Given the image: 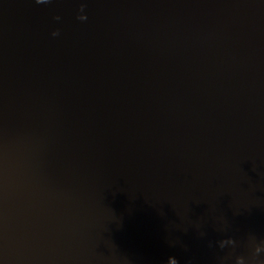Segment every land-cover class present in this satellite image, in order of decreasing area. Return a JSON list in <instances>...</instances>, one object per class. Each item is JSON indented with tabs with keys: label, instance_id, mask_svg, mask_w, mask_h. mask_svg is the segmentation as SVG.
Returning a JSON list of instances; mask_svg holds the SVG:
<instances>
[{
	"label": "water",
	"instance_id": "95a60500",
	"mask_svg": "<svg viewBox=\"0 0 264 264\" xmlns=\"http://www.w3.org/2000/svg\"><path fill=\"white\" fill-rule=\"evenodd\" d=\"M257 246L264 0H0V264Z\"/></svg>",
	"mask_w": 264,
	"mask_h": 264
},
{
	"label": "clouds",
	"instance_id": "9594fccd",
	"mask_svg": "<svg viewBox=\"0 0 264 264\" xmlns=\"http://www.w3.org/2000/svg\"><path fill=\"white\" fill-rule=\"evenodd\" d=\"M57 33H54V35H56ZM227 241H231L232 243H234L233 240H227ZM256 253H260L261 251H264V247L262 246H257L255 249ZM237 264H245L244 258L243 257H238L237 258Z\"/></svg>",
	"mask_w": 264,
	"mask_h": 264
}]
</instances>
